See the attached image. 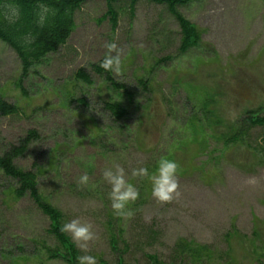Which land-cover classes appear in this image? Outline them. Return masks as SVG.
Wrapping results in <instances>:
<instances>
[{"label": "rangeland", "instance_id": "rangeland-1", "mask_svg": "<svg viewBox=\"0 0 264 264\" xmlns=\"http://www.w3.org/2000/svg\"><path fill=\"white\" fill-rule=\"evenodd\" d=\"M115 8L113 30L106 2L86 1L67 43L24 78L17 56L0 42V97L18 107L17 115L0 119V153L27 131L38 132L40 140L18 165L37 170L41 194L64 223L91 225L92 240H72L82 255L118 260L106 230L115 213L111 185L102 176L118 165L139 192L128 206L133 214L122 219L126 263L144 264V253L185 263L179 246L186 243L211 253L199 264H260L263 136L256 129L243 142L226 137L247 111L264 113V0H196L180 7L201 32L199 47L181 56L179 29L165 7L140 0L134 11L126 2ZM111 42L121 50L120 72L111 71L112 77L133 95L131 102L93 70ZM79 70L90 84L76 78ZM111 101L128 111L121 124L102 112ZM161 157L178 165L179 195L163 203L152 197L147 177L131 175L139 167L153 172ZM84 173L89 180L80 184ZM7 188L0 173V264H63L41 248L51 244L48 219ZM150 229L157 232L152 240Z\"/></svg>", "mask_w": 264, "mask_h": 264}, {"label": "trees", "instance_id": "trees-1", "mask_svg": "<svg viewBox=\"0 0 264 264\" xmlns=\"http://www.w3.org/2000/svg\"><path fill=\"white\" fill-rule=\"evenodd\" d=\"M88 0H18L22 9L21 20L15 26H9L0 22V42L9 47L17 56L21 64V76L24 78L29 71L40 65L49 55L55 54L64 46L71 36L74 28L75 13ZM107 5L105 17L108 18L111 28L114 30L117 26L118 12L115 5L120 2L129 4L134 11L135 5L140 0H104ZM155 5L165 7L166 11L176 22L179 29L180 43L178 48L179 56L187 54L194 48H198L201 42V32L198 28L186 19L179 8L189 5L196 0H147ZM46 4L51 14L43 27H38L34 21V12L38 4ZM27 32L35 36L34 42L25 47L20 42V37ZM93 70L98 73L103 81L108 84L112 90L119 96L131 102L132 94L124 84L115 82L111 71H105L100 66H93ZM76 78L86 84L91 81L84 70H79ZM145 89L146 83L140 81ZM102 112L109 116L113 123L121 124L128 115V111L121 104L116 102H104ZM18 114V107L9 103L0 97V119L12 117ZM234 125V126H233ZM232 125L231 134L227 140L233 142H243L244 137L252 130H260L262 133V142L264 143V113L261 110L247 111L235 124ZM40 140L36 130H29L19 138L16 143L8 145L0 153V173L8 180L7 192L14 200L28 198L33 205L49 221V227L46 231L51 244L44 242L41 246L44 255L48 260H59L63 264H77V256L82 255L77 245L72 241L67 233H62L60 227L64 224V215L52 205L40 192L37 170H28L18 165L32 145ZM123 217L111 214L107 222L108 242L111 249L117 254L118 260L113 264H128L123 259L127 246L123 235ZM149 239H154L157 232L148 230ZM122 247V248H121ZM179 248L183 252L185 263L182 262H163L156 255L144 253V264H199L208 258L205 247L180 244ZM208 253V254H207ZM122 255V256H121ZM189 257V258H188ZM97 264H110L102 258L97 259ZM260 264H264L262 261Z\"/></svg>", "mask_w": 264, "mask_h": 264}, {"label": "clouds", "instance_id": "clouds-1", "mask_svg": "<svg viewBox=\"0 0 264 264\" xmlns=\"http://www.w3.org/2000/svg\"><path fill=\"white\" fill-rule=\"evenodd\" d=\"M51 14L50 8L46 4H38L34 12V21L38 27H43ZM22 9L18 0H0V22L9 26H15L21 20ZM35 40V36L31 32L24 33L20 37L23 46L31 45ZM107 52L100 62V67L105 71L120 72V52L114 42L105 45ZM115 52L113 55L112 53ZM178 165L175 161L161 157L157 160L153 172H149L146 167L133 168L131 175L133 177H147L151 183V195L159 202H170L174 196H178V184L176 174ZM103 178L111 185L108 198L111 202L110 206L117 216L130 217L133 213L128 207L135 202L139 196L136 186L125 179L124 169L118 165L115 170L105 169L102 173ZM89 176L87 173L79 177L80 184H87ZM91 225L81 224L78 219H72L64 223L60 227L62 233H70L74 241L87 242L94 238L93 232L90 230ZM81 250L87 252L86 243H79ZM77 264H97V258L93 255H78Z\"/></svg>", "mask_w": 264, "mask_h": 264}]
</instances>
